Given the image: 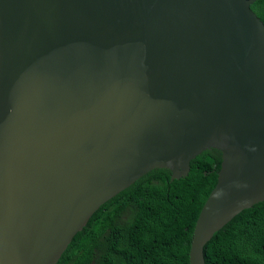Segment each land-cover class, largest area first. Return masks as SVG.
<instances>
[{
    "label": "water",
    "instance_id": "1",
    "mask_svg": "<svg viewBox=\"0 0 264 264\" xmlns=\"http://www.w3.org/2000/svg\"><path fill=\"white\" fill-rule=\"evenodd\" d=\"M258 0H0V264H56L148 172L221 152L189 264L264 202Z\"/></svg>",
    "mask_w": 264,
    "mask_h": 264
},
{
    "label": "trees",
    "instance_id": "2",
    "mask_svg": "<svg viewBox=\"0 0 264 264\" xmlns=\"http://www.w3.org/2000/svg\"><path fill=\"white\" fill-rule=\"evenodd\" d=\"M264 23V0L251 5ZM221 152L203 151L186 177L148 172L104 203L56 264H189L198 215L217 183ZM204 264H264V202L235 216L203 249Z\"/></svg>",
    "mask_w": 264,
    "mask_h": 264
}]
</instances>
